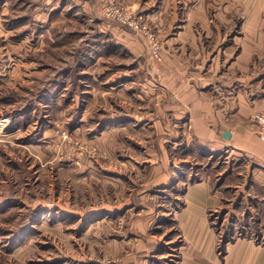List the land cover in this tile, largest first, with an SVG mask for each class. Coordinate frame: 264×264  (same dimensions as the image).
Here are the masks:
<instances>
[{
    "label": "rangeland",
    "instance_id": "1",
    "mask_svg": "<svg viewBox=\"0 0 264 264\" xmlns=\"http://www.w3.org/2000/svg\"><path fill=\"white\" fill-rule=\"evenodd\" d=\"M95 1L0 0V264H180L176 213L187 186L202 181L223 189V210L207 212L220 257L237 237L264 243V193L251 168L223 150L208 160L210 150L191 149L197 140L186 141L168 108L172 91L150 73L176 65L168 48L198 91L264 98V20L257 51L246 54L235 35L241 12L112 0L146 21L158 58L147 36ZM187 14L190 37L170 40ZM258 112L247 120L262 136Z\"/></svg>",
    "mask_w": 264,
    "mask_h": 264
},
{
    "label": "crops",
    "instance_id": "2",
    "mask_svg": "<svg viewBox=\"0 0 264 264\" xmlns=\"http://www.w3.org/2000/svg\"><path fill=\"white\" fill-rule=\"evenodd\" d=\"M95 2L92 0V3ZM120 2L124 4V0ZM197 2L200 7L209 5L228 7V12L222 11L226 15L231 12H241V16L236 14L240 18L241 26L240 30L235 32L236 38L239 39L242 35L244 39L241 52L250 54L257 51L255 41L262 34L258 29V23L264 20V0H197ZM164 3L168 5L167 1L162 2L161 5L163 6ZM138 4L132 1L130 8L134 11L140 9ZM161 13L159 8L156 13L150 14L153 21L159 22ZM193 21L192 14L182 15L176 25L175 37L170 35L169 39L179 41L183 34L190 37ZM251 39H254L252 43L249 42ZM170 50L167 48L169 60L176 65L162 64L166 68L160 65L161 69L158 73H150L154 77H159L161 83L164 81L165 84L162 85L172 91V96L167 100L168 108L178 123L182 121L185 123L182 122L180 126L184 133L188 134L186 141L197 140L192 142L194 146L191 149L193 148L196 153L197 148L210 150L207 154L208 160L213 154L222 150L227 153L225 158L228 161L243 160L242 162L251 168L249 176L254 191L259 190L264 193V137L258 135L255 126L247 120L253 110L264 109V98L247 99L241 92L232 91L229 92L228 98L222 99L219 93L213 94L211 90L198 91L197 81H185L179 78L180 75L185 74L182 73L185 65H182L180 59L174 57ZM237 60L238 58L234 62ZM166 74L172 76V79L166 81L164 77ZM225 131L230 132L229 139L222 137ZM233 176L226 177L223 183L230 181ZM202 182H204L202 185L199 183L187 186L184 195L185 205L176 213L184 238L183 244L179 247L182 252L180 264H264V243H257L251 237H237L231 240L226 244L225 255L220 257L216 249L217 234L209 225L207 212L210 208L223 210L220 205L221 196L218 193L223 189L212 191L206 181ZM223 186L225 187L226 184ZM249 190H253L252 187ZM260 198L264 199V194H261ZM178 262L174 261L175 264Z\"/></svg>",
    "mask_w": 264,
    "mask_h": 264
},
{
    "label": "built area",
    "instance_id": "3",
    "mask_svg": "<svg viewBox=\"0 0 264 264\" xmlns=\"http://www.w3.org/2000/svg\"><path fill=\"white\" fill-rule=\"evenodd\" d=\"M103 1L106 2V5L102 8L104 16L110 19L118 20L122 23H127L136 32L141 31L145 36H147V40L152 46V53L154 54V56L159 58V44H157V41L154 40V36L152 35V33L148 34L146 32V21L141 18L138 19L135 15H133L134 13H132L131 11L115 5L112 0ZM253 120L258 124L259 134L264 136V112H258L253 116Z\"/></svg>",
    "mask_w": 264,
    "mask_h": 264
},
{
    "label": "water",
    "instance_id": "4",
    "mask_svg": "<svg viewBox=\"0 0 264 264\" xmlns=\"http://www.w3.org/2000/svg\"><path fill=\"white\" fill-rule=\"evenodd\" d=\"M222 137H224L225 139H229V138H230V132H229V131H225V132L222 134Z\"/></svg>",
    "mask_w": 264,
    "mask_h": 264
}]
</instances>
